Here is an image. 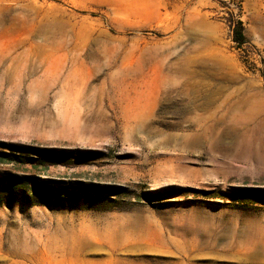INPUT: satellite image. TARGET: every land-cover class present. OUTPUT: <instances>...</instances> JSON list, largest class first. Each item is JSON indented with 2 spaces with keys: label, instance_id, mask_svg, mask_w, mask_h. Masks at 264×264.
Wrapping results in <instances>:
<instances>
[{
  "label": "rangeland",
  "instance_id": "374dc122",
  "mask_svg": "<svg viewBox=\"0 0 264 264\" xmlns=\"http://www.w3.org/2000/svg\"><path fill=\"white\" fill-rule=\"evenodd\" d=\"M263 73L264 0H0V264H264Z\"/></svg>",
  "mask_w": 264,
  "mask_h": 264
},
{
  "label": "trees",
  "instance_id": "16d2710c",
  "mask_svg": "<svg viewBox=\"0 0 264 264\" xmlns=\"http://www.w3.org/2000/svg\"><path fill=\"white\" fill-rule=\"evenodd\" d=\"M234 40L238 43L241 44L244 40V35L242 33L241 30L237 31L235 36H234ZM263 79H264V73H263ZM18 154L14 153V152H4V151H0V161L2 162H9V160H12V158H16Z\"/></svg>",
  "mask_w": 264,
  "mask_h": 264
},
{
  "label": "bare ground",
  "instance_id": "6f19581e",
  "mask_svg": "<svg viewBox=\"0 0 264 264\" xmlns=\"http://www.w3.org/2000/svg\"><path fill=\"white\" fill-rule=\"evenodd\" d=\"M211 50H212V49H211ZM212 53H213V52H212ZM216 53H218V52H216ZM216 53H215V54H216ZM206 60H207V63H206V64H207L208 66H210V67H212V68H216V69H218V67H220V62H219V59L217 58L216 55H211V56L207 57ZM225 88H227V86H223V87H222V90H220L219 92L223 91V89H225ZM237 92H238V91H237ZM228 93H229V92H228ZM234 93H236V92H233V94H234ZM228 95L231 96L232 93H229ZM229 96H228V97H229ZM225 98H226V97H225ZM238 98H239V97H237V98L234 97V99H235V101L233 100L234 103H239V102H241V100H240L241 98H239V99H238ZM230 101H231V100H230ZM233 101H232V102H233ZM242 102H243V101H242ZM245 102H246V101H245ZM240 104H241V103H240ZM233 105L235 106L236 104H233ZM237 106H238V105H237ZM258 111H259V110H258ZM263 114H264V113H263ZM239 143H240V142H239ZM240 144H241V143H240ZM260 251H262V250H260ZM262 252H263V251H262Z\"/></svg>",
  "mask_w": 264,
  "mask_h": 264
}]
</instances>
